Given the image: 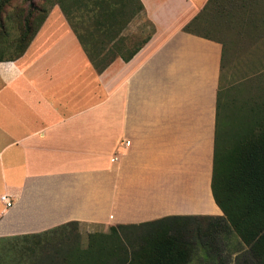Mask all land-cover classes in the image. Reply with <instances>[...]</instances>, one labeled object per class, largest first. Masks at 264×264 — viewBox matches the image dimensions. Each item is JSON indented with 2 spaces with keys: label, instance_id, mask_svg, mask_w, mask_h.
I'll return each mask as SVG.
<instances>
[{
  "label": "crops",
  "instance_id": "0c3cea01",
  "mask_svg": "<svg viewBox=\"0 0 264 264\" xmlns=\"http://www.w3.org/2000/svg\"><path fill=\"white\" fill-rule=\"evenodd\" d=\"M137 1L115 36L116 17L95 27L109 35L92 43L100 73L59 8L0 62V196L11 200L0 244L221 216L210 190L221 44L183 30L207 0ZM141 23L149 38L125 61Z\"/></svg>",
  "mask_w": 264,
  "mask_h": 264
},
{
  "label": "trees",
  "instance_id": "16d2710c",
  "mask_svg": "<svg viewBox=\"0 0 264 264\" xmlns=\"http://www.w3.org/2000/svg\"><path fill=\"white\" fill-rule=\"evenodd\" d=\"M12 1L0 0V35L6 36L9 26L16 24L18 35L13 47L15 57L9 58L7 61L0 59V62L14 61L23 54L51 6V4L48 6L49 0H40L39 4L35 0H23L24 8L18 13L12 14ZM105 1L91 0L94 3L93 7H100ZM135 2L140 11L141 5L137 0ZM53 4H56L68 19L71 12L65 7L64 1L55 0ZM113 5L119 6L116 2ZM262 10L264 11V0H207L201 11L185 25L183 30L214 39L208 34L220 33L219 25L221 23L226 30H237L239 23L243 21L251 23L253 19H256L257 23H261L264 17ZM114 18L111 17L112 20ZM130 18L131 15L118 26L117 30L113 32L114 36ZM73 33L83 45L85 54L95 71L100 73L105 62L95 63L84 48L81 36L74 28ZM148 38L149 34L138 42L123 60H128ZM219 43L223 61L224 46L221 42ZM218 108L219 90L215 106L210 190L214 203L221 211V216L201 217L218 221L208 225V235L205 236L204 232L197 231L192 242H185L182 237L180 238V235H186L188 225L182 224V221L199 217H166L144 224L143 226L156 225L155 228L158 229V232L151 234L153 236L143 237V243L130 252H127L123 246L121 247L119 239L116 238L118 241L115 243L112 241L109 246L98 244L95 249L91 247L94 252L89 248L80 253V256L83 257L81 264H108L109 261L111 264H186L194 256L197 244L223 261L220 257L221 249L213 244L217 237L221 240L220 244L223 247L227 245L230 237L236 239L243 247L242 253L235 259V264H264V114L256 120L245 123L248 130L235 141L233 159H227V155L225 156L224 163L228 171L223 173L221 169L223 150L220 145L222 138H217L216 134ZM126 228L130 227H111L108 237L112 236L117 229ZM111 256L112 260H108Z\"/></svg>",
  "mask_w": 264,
  "mask_h": 264
},
{
  "label": "rangeland",
  "instance_id": "374dc122",
  "mask_svg": "<svg viewBox=\"0 0 264 264\" xmlns=\"http://www.w3.org/2000/svg\"><path fill=\"white\" fill-rule=\"evenodd\" d=\"M54 1H48V6L50 4L51 6L48 8L47 15L52 9L58 8L56 4H53ZM63 1L65 7L71 12L66 19L69 28L72 32L74 28L79 33L82 43L87 46L85 47L86 51L92 56L95 63L105 62L106 57L97 59L92 51L93 41H106L109 37L108 35L103 38L102 32H97L95 27L98 24L107 25L111 17H116L112 25L114 28H118L130 15V19H132L139 13L135 0H106L100 7H93L94 3L91 0ZM35 2L39 4L40 0H35ZM115 2L119 6H114ZM11 7L12 14L18 13L24 8L23 0H13ZM262 12L264 11L262 10ZM15 25L9 26L6 36L0 35V59L2 60L7 61L9 58L15 57L13 47L18 35ZM141 26V31L139 25L137 33L131 36L133 39L131 48L148 34L149 27L145 23H141ZM219 29L220 33H209L208 35L221 42L225 52L219 81L216 134L217 138H222L220 144L223 150L221 169L223 173H227L228 169L225 168L224 158L227 155V159H233L235 141L248 130L245 123L256 120L264 114V17L261 23H257L256 19H253L251 23L240 22L237 30H226L222 23L219 25ZM217 222L201 217L182 221V224L188 226L186 235H180V238L182 237L185 242H192L197 231L204 232L206 236L208 235V225ZM155 227L156 225H146L117 229L112 236L108 237L109 231L99 233L76 225H68L38 238L14 240L0 244V264H73L74 261L81 263L83 257L74 255L75 250L82 253L90 248L94 252L98 244L109 246L112 241L114 243L118 241L116 238L119 239L120 246L130 252L143 243V237H150L151 234L158 232ZM214 241L213 244L221 249L220 257L223 261L197 244L194 256L186 264H235V259L243 251V247L236 239L228 238L227 245L224 247L220 244L221 240L218 237ZM191 244L196 247L193 243ZM112 258L111 256L108 260H112ZM108 264L111 262L109 261Z\"/></svg>",
  "mask_w": 264,
  "mask_h": 264
},
{
  "label": "built area",
  "instance_id": "2783aa9c",
  "mask_svg": "<svg viewBox=\"0 0 264 264\" xmlns=\"http://www.w3.org/2000/svg\"><path fill=\"white\" fill-rule=\"evenodd\" d=\"M128 142H125V146H128ZM0 202L4 206V208H10L11 207V200L6 195L0 196Z\"/></svg>",
  "mask_w": 264,
  "mask_h": 264
}]
</instances>
